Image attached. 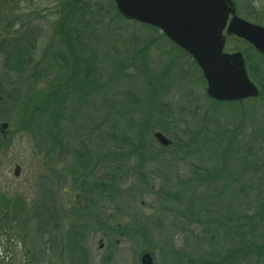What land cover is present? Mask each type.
<instances>
[{"label":"rangeland","instance_id":"obj_1","mask_svg":"<svg viewBox=\"0 0 264 264\" xmlns=\"http://www.w3.org/2000/svg\"><path fill=\"white\" fill-rule=\"evenodd\" d=\"M75 1L0 0V123L9 124L6 137L0 133V264H137L141 251L158 253L162 242H171L174 236L181 247L189 234L182 228L195 230L194 264H264V241L256 238L252 219L264 211L251 203L256 201L253 190L240 194L248 184L256 188L261 177L259 172L255 178L254 167L257 160L264 163V95L239 105L217 106L206 94L202 72L187 54L156 29L116 17L110 0L88 2L94 13L97 7L102 10L94 42L87 46L99 60L96 75L106 91L79 111L73 108L75 100L67 106L68 153L42 142L36 128L30 131L22 125L26 96L49 93L53 77L63 79L62 72L53 66L51 73L48 69L53 54L59 55L65 47L63 32L70 12L66 5ZM233 1L240 13H253L264 22V0ZM14 47L21 48L23 60L34 58V63L24 65V72L9 69L8 52ZM244 50L242 40L228 37L227 53ZM249 55L264 84V64ZM14 92L17 102L10 99ZM156 108L172 116L171 135L157 130ZM148 119L151 125L144 140L150 155L160 159L145 169L149 173L145 186L139 183L132 159L128 164L101 165L104 171L93 169V188L110 180L105 172L121 175L118 185L108 189L114 191L112 195L100 194L99 201L75 188L74 181H82L74 164L77 153L85 152L95 160L112 159L109 144L121 142V137L127 144H137L129 138L137 131L136 124ZM156 132L172 143L161 145ZM246 155L250 161L243 159ZM225 159L228 171H245L246 178L228 180L223 190V182L208 186L193 174L194 170L216 173ZM94 203L99 204L96 212L87 210ZM193 203L198 205L200 226H191V212L197 206L190 207ZM225 204L229 206H220ZM76 210H82V215L75 220ZM223 211L225 224L224 217L217 221L223 232L211 231ZM262 216L259 225L264 228ZM132 235L130 245L127 238ZM255 243L259 249L251 250ZM74 247L76 254L78 248L83 252V260L74 257Z\"/></svg>","mask_w":264,"mask_h":264},{"label":"trees","instance_id":"obj_2","mask_svg":"<svg viewBox=\"0 0 264 264\" xmlns=\"http://www.w3.org/2000/svg\"><path fill=\"white\" fill-rule=\"evenodd\" d=\"M83 1L84 0L75 1L70 7L66 5L70 12L67 21L68 26L63 32L66 38L65 47L64 49H61L59 51V55L57 52V54H53L52 65H50L49 69L47 68L50 72V68L53 66L54 69L56 68L57 70H59L58 72H62L63 79L61 80V78H57L56 76H54V80L52 79V82L49 84L50 88H52L51 91H54L53 94L51 91L49 93H47V91L45 93L35 92L33 96H26L27 99L24 100L25 104L23 106L24 119H22V125L30 131L33 128H36V132L39 133L38 137H43L42 142H51V144L58 148V150L60 147V152L62 154L68 153V151H66V144L64 143V140L67 136L66 126L64 125H67L70 122V118H68L70 115H68V113L66 114L67 106L69 105V103L75 100L76 105H73V108H76L77 111H79L85 107L89 99L100 95L103 97L105 96L104 92L106 91L104 89V86L99 83L100 81H98V76L96 75L99 66V60L95 55H93V53L90 52V49L87 46V44H92L94 42V29L96 28V26H99L100 19L97 22V18L98 15L102 17V10L101 8L99 9V7H97L96 12L94 13V11L92 10L94 7H91V5H89V0H85V3ZM112 10H114V12L116 13V17H120L113 2ZM94 22L96 24L95 26ZM86 49L89 53L86 52ZM8 54L9 58L7 59V61L12 64L9 68L12 73L24 72V65L34 63L33 57H27L28 59L23 60L24 58L21 54V48L14 47L12 48V51L8 52ZM16 96L17 94H15L14 92V95H12L10 99H14V101L17 102V100L15 99ZM240 103L225 104L214 102V104H217V106H233L234 104L239 105ZM154 110H156V113L154 115H157L159 117L157 121V130L171 135L172 128L170 127L173 122H171L170 119L172 118V116L166 114L164 112V109L158 110L156 108ZM150 118H152V116H150ZM130 124L131 121L129 125ZM28 125L30 127H28ZM133 125L134 124H132V126ZM150 125L151 121L149 119L147 121L141 122L140 124H136L137 131L132 134V138H129V140H135L137 141V144H134L132 142L128 144L125 143V137H121V142L119 141L117 144H109L108 148L114 150V153L110 155L112 159L105 158L102 160H95L92 155H88L85 152L77 153V155L75 156L74 164L76 165V169L80 172V175L77 176L82 179V181L79 184L74 181L75 183L73 184L75 188L79 189L80 192L94 194L95 196H97L98 194L112 195L114 191H109L108 189H113L118 185V182L121 181V175H117L116 172H105V176L110 180L106 182V184L102 182L96 183L98 184V187L96 186L95 188H93L92 185L94 183L90 184L91 173L93 172V169L97 167L103 169L104 171V168L101 165H103L104 167H108V165L106 166V164H114L117 161H119V165H121L122 163L128 164L132 159H134V162L137 165L136 172L139 174V183L145 186L148 183L146 175L148 176L149 174L146 173L145 169L147 168L148 164H153V162L155 163L160 159L159 157L150 155V152H148L149 147L144 140L146 131ZM224 136H227L226 132ZM173 137H175V135H173ZM235 137L236 136L231 138V141L237 138ZM111 140L115 139L113 138ZM176 142H179V140H177ZM123 157H129V160L127 161V159H123ZM243 159L250 161L247 155L243 157ZM225 162L226 159L222 160V163L216 173L194 170L193 174L198 181L202 182L201 184L214 186L217 183L223 182V189H225L226 185H229L228 180L233 179L235 181H239L240 177H245V171H228L229 169L226 167ZM262 162V160H257L258 167H254V169L256 170L254 171L255 178L256 174H259V172H261V177L258 179L257 187L253 189L251 184H248L247 187L243 186L240 190V194L243 196L249 194L248 192H246V190H253V192L255 193L256 201H251V203L261 206L262 210L264 211V163ZM260 163H262L261 166H263L262 171H259V168L261 167ZM228 173L232 174L230 175ZM238 173H240L241 176ZM15 215L17 217L20 214L16 212ZM81 215L82 213L80 212L73 213V218L75 220L80 219ZM261 216L262 212L260 214V218H256L255 216L252 219L256 224V238H261L264 241V232L261 233V230H264V228H261V225H259V223L261 222ZM262 217L264 221V214ZM241 220L242 218H239L238 221ZM232 221L234 220L232 219ZM53 222L56 226L57 224H59L55 219ZM43 224L45 225V223ZM255 244L256 245L251 244V250L259 249L257 247L258 244ZM78 250L79 253L76 254V248L74 247L73 255L74 257L83 260L81 256L83 252H81L79 248Z\"/></svg>","mask_w":264,"mask_h":264},{"label":"water","instance_id":"obj_3","mask_svg":"<svg viewBox=\"0 0 264 264\" xmlns=\"http://www.w3.org/2000/svg\"><path fill=\"white\" fill-rule=\"evenodd\" d=\"M118 12L130 21L160 28L178 47L188 52L201 69L206 94L218 102H235L258 96L249 80L241 53L224 52L226 37L234 35L264 54V28L252 25L236 12L233 0H113ZM8 123H0L6 137ZM163 146L172 142L162 133L155 134ZM19 168H16L18 175ZM142 264H151L149 254Z\"/></svg>","mask_w":264,"mask_h":264},{"label":"flooded vegetation","instance_id":"obj_4","mask_svg":"<svg viewBox=\"0 0 264 264\" xmlns=\"http://www.w3.org/2000/svg\"><path fill=\"white\" fill-rule=\"evenodd\" d=\"M254 7H256V5H252ZM253 10V9H252ZM239 17L242 18L243 20L256 25V26H262L264 27V22L257 20V18H255V15L253 13H245L242 14L238 13ZM157 31H159V33L161 34V36H163V38L168 41V43H170L171 45H173L174 47L178 48L174 43H172L167 36L160 30L157 29ZM227 31H225V34ZM232 37V36H230ZM245 45H246V50L240 52L242 54L243 60H244V66L247 70L249 79L257 86L258 90H259V96L257 97V99L261 98L263 96L264 93V84L263 82H261L262 79V75L259 71L258 73V69L256 68L255 65H252L249 63V59H250V55L249 52L251 54V57H253L254 59H257L256 62H261L264 64V54H262L261 52H259L252 44L248 43L247 41L242 40ZM259 77V78H258ZM224 190V189H223ZM113 191V190H112ZM100 194H98L96 196V200L100 201ZM98 203H94L93 205H90L87 210L91 209L94 210L96 212V210L98 209ZM197 204L193 203L192 205H190V207H194ZM223 208H227V206H229V204H225V205H220ZM197 207L196 209L192 210L194 212H191V216L194 218H191L192 221V225L196 226H200V224L198 223L197 220ZM225 211V210H224ZM220 212V215L217 216L215 218L216 223L214 225L211 226V231L213 230H218L221 232H223L224 230V226H220L219 223H217V221H223V217H224V224H225V213ZM224 213V214H223ZM196 216V217H195ZM133 217L135 218V216L133 215ZM167 224V223H166ZM170 229L169 231H171V229L173 230L172 227L168 226ZM133 231H135V227L133 226ZM132 231V232H133ZM182 232H186L189 233L187 235V239L186 242L183 243L182 242V246L180 247L178 245V241L177 236L173 237V241L171 242H162V245L160 246V250L158 251V253L150 251V250H143L139 253V255H137V264H142L143 262V256L146 254L150 255L151 258V264H183V261L185 260L187 262V264H194L193 261L196 258V254H197V244H196V233L195 230L193 228H182L181 229ZM133 236L132 235V239L127 238V243L131 245V242L133 244ZM215 235H213L212 237H215ZM117 244H119V241H117ZM103 249V248H102ZM217 256L220 255V253L216 254ZM159 259V260H158ZM119 261H117L118 263ZM116 263V264H117Z\"/></svg>","mask_w":264,"mask_h":264}]
</instances>
